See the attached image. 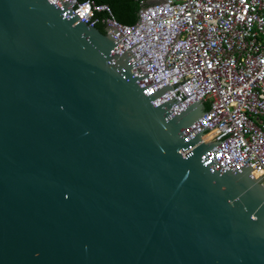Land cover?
Here are the masks:
<instances>
[{"label":"water","instance_id":"obj_1","mask_svg":"<svg viewBox=\"0 0 264 264\" xmlns=\"http://www.w3.org/2000/svg\"><path fill=\"white\" fill-rule=\"evenodd\" d=\"M0 0V264H264V188L203 145L202 98L167 119L120 34Z\"/></svg>","mask_w":264,"mask_h":264},{"label":"built area","instance_id":"obj_2","mask_svg":"<svg viewBox=\"0 0 264 264\" xmlns=\"http://www.w3.org/2000/svg\"><path fill=\"white\" fill-rule=\"evenodd\" d=\"M87 26L114 28L120 41L113 53L125 51L133 77L156 73L137 86L148 97L169 85L151 101L157 107L174 97L170 119L202 98L211 110L181 136L200 137L203 145L228 135L208 154L226 171L251 164V177L264 174V0H134L135 22H118L106 4L92 0H47ZM264 188V180L260 183Z\"/></svg>","mask_w":264,"mask_h":264},{"label":"trees","instance_id":"obj_3","mask_svg":"<svg viewBox=\"0 0 264 264\" xmlns=\"http://www.w3.org/2000/svg\"><path fill=\"white\" fill-rule=\"evenodd\" d=\"M97 4L108 5L115 17V19L126 25L133 24L135 22V15L139 8V4L134 0H92ZM103 32L102 27H97Z\"/></svg>","mask_w":264,"mask_h":264}]
</instances>
